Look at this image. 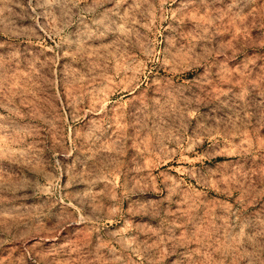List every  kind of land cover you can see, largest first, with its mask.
Segmentation results:
<instances>
[{
  "label": "rangeland",
  "instance_id": "rangeland-1",
  "mask_svg": "<svg viewBox=\"0 0 264 264\" xmlns=\"http://www.w3.org/2000/svg\"><path fill=\"white\" fill-rule=\"evenodd\" d=\"M0 264H264V0H0Z\"/></svg>",
  "mask_w": 264,
  "mask_h": 264
}]
</instances>
